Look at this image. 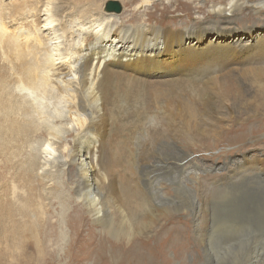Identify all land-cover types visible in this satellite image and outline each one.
<instances>
[{
    "label": "bare ground",
    "instance_id": "6f19581e",
    "mask_svg": "<svg viewBox=\"0 0 264 264\" xmlns=\"http://www.w3.org/2000/svg\"><path fill=\"white\" fill-rule=\"evenodd\" d=\"M106 2L0 0V155L22 157L27 163L21 168L24 176L37 177V149L46 142L47 133L58 137L54 123L62 121L49 119L45 110L41 121L40 110L36 115L40 108L36 100L44 95L40 99L44 104L43 99L62 95L75 124L73 129H66L67 137H71L68 166L78 165L80 173L75 175L72 195L62 192L59 222L66 220L75 233L73 246L80 244L81 250L87 249L82 256L80 250L70 247V264H85L90 259L95 264L100 260L111 264L119 256L124 261L120 264L153 263V244L148 240L149 244H131L132 256L124 246L126 236L119 237L117 243L96 238L94 227H86L83 213L90 214L101 230L109 231L115 224L127 222L139 228L135 214L154 198L166 199L169 195L164 186L156 187L157 175L152 174L161 170L168 176L170 170L177 169L190 179L196 175L188 171L195 161L188 164L170 155L137 153L139 156L129 159L140 164L137 168L130 164L134 167L131 171L128 163H122L123 158L113 155L114 145L108 144L130 142L146 132L161 142H192L213 136L215 143L229 141L228 133L233 132L229 138L235 142L249 132V126L253 133L257 129L254 124L264 126V121L257 118L264 115V25L233 27L249 19L246 14L253 11L264 20V0L203 1L211 16L202 19L197 15L195 22L178 27L145 21L131 27L128 21L112 18L117 13L105 11ZM211 26L218 33L212 35V28H207ZM60 38L65 47L56 49L53 41ZM221 169L226 171L217 181L226 186L218 184L220 194L234 193V198H241L253 189H264L258 185L264 184V149L237 152L231 156L230 165H221ZM51 176L48 180L53 181L55 175ZM65 176L70 182V174ZM252 182L253 186L248 184ZM18 195L16 200L5 201L12 217L28 215L32 205L30 193ZM74 201L76 204L71 205ZM158 209L160 218L156 220L161 221L166 209ZM32 217L35 219L29 225L25 220L15 221L11 233H40L43 239L63 235L39 211ZM79 218L83 225L76 228L73 221ZM148 218L143 214L139 221ZM141 250L145 252L141 254ZM126 254L132 257L126 259ZM258 262V256L253 255L248 264Z\"/></svg>",
    "mask_w": 264,
    "mask_h": 264
},
{
    "label": "rangeland",
    "instance_id": "374dc122",
    "mask_svg": "<svg viewBox=\"0 0 264 264\" xmlns=\"http://www.w3.org/2000/svg\"><path fill=\"white\" fill-rule=\"evenodd\" d=\"M118 1L122 4L123 10L117 14L112 12L116 14L112 18L119 22L128 21L130 23L127 24L131 27L136 22L142 21L157 23L160 26L178 27L186 22H195L200 15L202 19L211 16L208 8L203 6V1L209 0ZM136 14L137 16H135ZM254 14H256L254 11L246 14L250 18L243 22H237L233 27L242 29V26L264 25V20L259 17L260 15ZM56 23L57 21L53 25H56ZM207 28L210 29L212 26ZM211 30L214 32H212V35L218 33L213 28ZM54 35L52 34L50 37ZM61 40L62 38L54 40L53 47L58 49L59 46L63 49L65 42H61ZM247 83L248 87H250L249 77H247ZM262 91H264V88ZM42 96L44 95H41L36 100L41 108L38 106L36 115H38L40 110L39 116L42 121L45 115L44 113L42 114V110H45L46 114L49 112V115L47 114L50 117L49 119L52 118V120L58 122L62 121V124L54 123L53 130L58 137L47 133L44 136L46 142L44 141V144L37 149L39 154L37 159H35L37 166L34 168V173L37 174V177H33V175L24 176V169L21 170V168L27 163L23 161L22 157L0 155V264H70L72 253L69 248L71 247L72 249L75 233L71 231L66 220H61V222L59 220L61 219L62 192L66 195H72V186H74L72 184L75 182V175L80 173L78 165L68 166L67 161L71 137H67L68 132L66 129H73L75 124L70 120L67 108L68 103L62 95H51L43 99L44 104L40 101ZM32 99H34V96ZM257 118L264 121V115L259 114ZM252 127L257 128L256 133H253V129L249 126L246 128L249 132L246 131L243 137L235 142H232L229 138L235 134L233 132H226L228 133L229 141L218 140L220 141L218 143H215L213 136L204 139L199 138L192 142H161L148 136L146 132L145 134L142 133V136H136L130 142H114V144L112 142L111 145L108 144L109 147L114 145L115 149L111 148L113 155L116 153L115 156L123 158L125 162L121 160L122 163H128L127 166H130H128V169L131 171L140 164V161L136 162V160L130 162L132 157L146 152L145 155H150L154 152V155H170L169 157L183 163L190 164L195 161L194 166L192 164L189 165L188 171L192 174L196 173V175L188 179L187 174L184 177V173L177 169L170 170L168 176H165L161 170L153 173L152 175H157L156 181H154L156 187L161 188L164 186L169 195L165 197L166 199L154 198L150 204L145 205L141 211L135 214L138 218L137 224L139 228H135L127 222V225L117 223L109 231L101 230L97 224L92 222L90 214L83 213L84 222L87 224L86 227H94L96 231L95 237L98 239L103 237L109 243H117L119 237L126 236L127 242L125 241L124 246L131 251L132 256L134 253L132 247L134 242H147L148 240L151 246L153 244L152 258L155 261L153 263L145 261L142 264H248L253 255L258 256V264H264V191H262L264 189H259V191L253 189L248 191L250 193L247 196L234 198V193H232V196L227 195V193L220 194L218 190L221 188H218V184L223 186H226V184L217 181L220 173L226 171V169L218 170V167L230 165L233 154L236 155L237 152L242 154L258 148L264 149V126L256 123ZM118 147L122 148L119 149ZM116 148H118V152ZM125 150L127 151L126 153ZM180 157L184 158L181 159ZM94 160L97 161V157H94ZM130 164H133L134 167L131 168ZM67 172L71 177L70 182L67 180L68 177L65 176ZM51 174L55 175L53 176V181L48 180L52 177ZM40 177L44 180L40 181ZM185 183L187 184L185 185ZM248 184L253 186V182ZM258 185L264 188L263 183ZM197 188L201 191V194L196 192ZM29 193L33 198L29 214L24 217L20 215L10 216V206L9 203L5 205L6 202L16 200L19 196L18 194L27 196ZM207 197H211L208 203L204 201ZM198 202L202 203L201 207L197 206ZM73 204H76V202L74 201L71 205ZM70 206L68 210H70ZM158 208L166 209L164 212L167 215L161 221L156 220L158 217L160 218L161 210ZM35 211H39L40 216L44 219L48 218L51 224L57 226L58 231L62 232L63 235H54L43 239L40 233L38 235L31 232L16 235L11 233L14 225L17 224L15 221L25 220L28 222L27 225H29L30 221L35 219L32 217ZM143 214L148 215L147 221H139ZM197 214L198 216H196ZM159 221L160 223H158ZM73 223L76 228H81L83 225L80 218L77 221H73ZM208 223L210 224L208 225ZM25 227L27 228V226ZM79 245L76 244L75 246L74 244L73 248L80 250L82 256H85L87 249L81 250ZM143 251L145 252V250H141V254ZM131 255L126 254V259L131 258ZM119 257L113 259L111 264L124 262ZM85 264L95 263L90 259ZM99 264L108 263L100 260Z\"/></svg>",
    "mask_w": 264,
    "mask_h": 264
},
{
    "label": "water",
    "instance_id": "95a60500",
    "mask_svg": "<svg viewBox=\"0 0 264 264\" xmlns=\"http://www.w3.org/2000/svg\"><path fill=\"white\" fill-rule=\"evenodd\" d=\"M108 12L120 13L123 10L122 4L118 0H109L105 7Z\"/></svg>",
    "mask_w": 264,
    "mask_h": 264
}]
</instances>
